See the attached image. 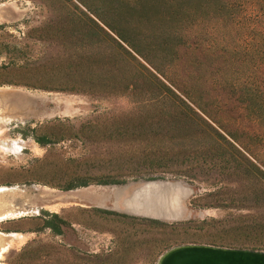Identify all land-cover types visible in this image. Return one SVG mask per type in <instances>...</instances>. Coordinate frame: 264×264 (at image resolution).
I'll return each instance as SVG.
<instances>
[{
  "label": "rangeland",
  "instance_id": "obj_1",
  "mask_svg": "<svg viewBox=\"0 0 264 264\" xmlns=\"http://www.w3.org/2000/svg\"><path fill=\"white\" fill-rule=\"evenodd\" d=\"M222 1L229 18L189 3L171 30L138 0H0V264L264 252V120L247 111L264 9ZM150 180L179 185L177 219L129 214Z\"/></svg>",
  "mask_w": 264,
  "mask_h": 264
},
{
  "label": "water",
  "instance_id": "obj_2",
  "mask_svg": "<svg viewBox=\"0 0 264 264\" xmlns=\"http://www.w3.org/2000/svg\"><path fill=\"white\" fill-rule=\"evenodd\" d=\"M143 185L145 187H143L144 189L141 188L142 192L135 191L134 196H139L142 199L149 196L144 199V203L140 200L142 204L140 201H135L139 203V206L142 207L144 212L129 214L160 221H171L178 218L175 207L171 209L163 204L166 200L168 202L171 201L169 194L180 188L178 184L150 180L144 182ZM154 195L161 196L153 197ZM155 199L158 200L159 204H157V200ZM156 264H264V252L226 249L204 245H183L173 247L162 253L158 257Z\"/></svg>",
  "mask_w": 264,
  "mask_h": 264
},
{
  "label": "trees",
  "instance_id": "obj_3",
  "mask_svg": "<svg viewBox=\"0 0 264 264\" xmlns=\"http://www.w3.org/2000/svg\"><path fill=\"white\" fill-rule=\"evenodd\" d=\"M142 4L147 5L146 8H143L140 13H135V16H141L142 21L145 22V20H151V23L149 24H155L157 23L155 20L159 18V16H165L166 21H169L168 23L171 24L170 28L171 30L174 29L175 21L177 22V18L179 17V12H175L174 9L176 8H185L186 4L194 3L195 5H198V8H205L208 17H218V18H229V8L228 5L222 1V0H138ZM258 2L261 3V7L264 9V0H259ZM194 5V6H195ZM144 7V6H142ZM158 7H161L157 9ZM167 7V8H164ZM188 9V8H187ZM196 10V9H195ZM163 12L164 14H161ZM206 16V15H204ZM185 17V15H184ZM182 19V17L180 16ZM148 23V22H147ZM159 30V28H157ZM167 30V29H166ZM124 38H121L123 41ZM133 50L135 49L132 47ZM135 52L139 53V55H143L141 52L135 50ZM144 56V55H143ZM250 93V92H248ZM253 93V92H252ZM248 97V95H247ZM249 97L252 99L249 100V109L247 111L250 113L251 116L255 117L257 120H264V99L259 96H253V94L249 95ZM256 99H255V98ZM258 98V99H257ZM264 122V121H263ZM100 185H107V184H115L113 182H100L97 183ZM80 186H86V185H80ZM73 187L70 185L63 190H70ZM55 221L57 220V217L55 215L52 216ZM42 227L49 228L54 234H59V227L57 223L52 224L49 221H44Z\"/></svg>",
  "mask_w": 264,
  "mask_h": 264
},
{
  "label": "bare ground",
  "instance_id": "obj_4",
  "mask_svg": "<svg viewBox=\"0 0 264 264\" xmlns=\"http://www.w3.org/2000/svg\"><path fill=\"white\" fill-rule=\"evenodd\" d=\"M143 187H145V186H144L143 184H141L140 186H138V187L135 189V191H139V193H140V192H142V191H141V188L144 189ZM144 192H145V191H144ZM141 194H143V193H141ZM144 195H145V193H144ZM147 195H149V194H147ZM169 195H170L169 198L171 199V201H177L178 199L181 198L180 193H178L177 191H173V192H171ZM155 196L160 197L161 195H154L153 197H155ZM135 197L139 198V199H137L136 201H140V200L144 201V199H145V198H148L149 196H148V197L146 196V197H144V199H142V198L139 197V196H136V195L134 196V195H133V196H132V198H133L132 200H133V201H131V202L127 203V204H124V205H125V207H126V206H129V207H137V209H140V211H138L137 213H133V214L143 213L144 211L142 210V207L139 206V203H136V202L134 201V200H135V199H134ZM150 197H151V196H150ZM158 199H159V198H158ZM155 200H157V199H155ZM133 202H135V203H133ZM140 203H141V201H140ZM141 204H142V203H141ZM157 204H159V203H158V200H157ZM156 206H157V205H156ZM156 206H155V207H156ZM125 207H124V210H127V212H129V210H128L127 208H125Z\"/></svg>",
  "mask_w": 264,
  "mask_h": 264
}]
</instances>
